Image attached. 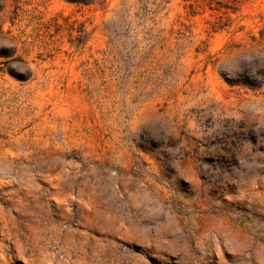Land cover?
I'll use <instances>...</instances> for the list:
<instances>
[{
	"label": "rangeland",
	"instance_id": "374dc122",
	"mask_svg": "<svg viewBox=\"0 0 264 264\" xmlns=\"http://www.w3.org/2000/svg\"><path fill=\"white\" fill-rule=\"evenodd\" d=\"M0 264H264V0H0Z\"/></svg>",
	"mask_w": 264,
	"mask_h": 264
}]
</instances>
